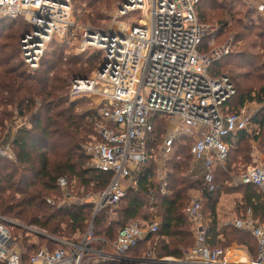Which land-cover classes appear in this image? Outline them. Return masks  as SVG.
Returning <instances> with one entry per match:
<instances>
[{
  "label": "built area",
  "instance_id": "1",
  "mask_svg": "<svg viewBox=\"0 0 264 264\" xmlns=\"http://www.w3.org/2000/svg\"><path fill=\"white\" fill-rule=\"evenodd\" d=\"M241 1L249 10H264V3L258 0ZM200 2L123 0L111 13L109 24L93 26L81 25L72 0H0V21L23 18L29 24L20 47L32 70L40 67L46 52L55 46L67 55L91 50L102 53L93 74L71 78L67 94L71 100L92 101L90 109L98 118L93 121L95 134L85 150L93 157V167L113 172L109 185L94 201L93 218L79 240L52 236L0 213V264H122L124 256L132 258L129 264H140L136 259L144 260L142 264H264V219L256 221L248 209L231 223L256 237V256L236 244L219 246L205 219L202 196H192L186 206L194 244L181 257H157L152 251L143 256L133 253L149 235L160 231L161 217L144 223L132 221L120 228L113 241L94 235L99 211L111 206V216L117 215L127 185H137L139 171L149 160L155 159L158 176L159 172L167 176H162L159 192L170 194V173L158 165V150L150 144L155 133L162 138L160 152L169 159L180 139L191 142L192 159L203 161L202 192L221 189L218 167L231 176L227 168L231 143L226 137L240 131L253 133L259 109L246 102L239 110L230 111L226 103L236 93L232 81L225 74H211L218 61L234 52L235 35L218 45L222 26L199 21ZM24 123L23 117L17 118V127ZM164 125L166 129L158 131ZM3 157L15 159L10 143H0ZM252 157L255 162L235 182L253 185L264 194V150L254 151ZM58 186L65 190L68 179L60 177ZM156 194L150 190L151 210L157 209ZM42 237L57 246H43L30 253V245H37ZM95 241L101 245L94 248Z\"/></svg>",
  "mask_w": 264,
  "mask_h": 264
},
{
  "label": "trees",
  "instance_id": "2",
  "mask_svg": "<svg viewBox=\"0 0 264 264\" xmlns=\"http://www.w3.org/2000/svg\"><path fill=\"white\" fill-rule=\"evenodd\" d=\"M72 1L74 11L78 5L87 2L86 7L90 12L86 19L96 24L103 9L115 0ZM226 2L224 4L228 8ZM221 3L219 0H201L197 9L199 21L204 24L211 21L208 10H226ZM230 16L231 21H218L222 31L217 44L225 43L234 34V50L238 51L218 61L211 74H225L232 81L236 93L226 103L230 111L239 110L246 102H257L262 107L253 120V133L240 131L226 137L231 143L227 162L229 170L233 163L240 160L247 163L254 151L264 150V16L253 9L245 13L244 19H235L234 13ZM29 28L23 18L0 21V143H10L15 154V159L0 158V213L56 236L64 235L62 224L72 232L85 233L93 218L95 203L73 204L57 209L46 199L51 196L58 199L60 196V177H66L68 181L75 178L80 186L92 187L99 193L107 188L113 178L111 171H103L92 165L86 167L91 156L86 152L84 143L91 141V136L95 134L93 121L98 114L95 110H86L90 99L71 100L67 94L71 78L88 76L91 71L97 70L102 53L94 50L92 53L67 55L63 48L55 46L46 52L40 67L32 70L24 62L20 47V40ZM18 117L25 119L20 127L16 125ZM14 128L17 129L15 134ZM160 140V134L155 133L150 144L156 147ZM190 158L191 142L175 143L167 164L171 171L170 194L167 196L158 190L156 161L149 160L139 171L137 185L129 183L117 216H111V206L99 211L94 222V235L113 241L120 228L139 216L143 215L145 221L150 220V190L154 189L157 192L154 206L163 217L161 229L149 235L140 245L153 241L161 246L158 257H181L184 247L194 244L191 224L185 214L188 199L192 190L204 187L203 180H194L189 175ZM216 174L219 184L221 177L229 176L221 167L217 168ZM240 190L243 192L245 212L251 209L253 215L260 214L263 220L264 194L253 185L241 186ZM220 192L221 189L216 192L204 189L202 192L203 203L210 206L214 218ZM230 227V233H227V228L223 230L228 243L236 238L240 245L248 246L251 251L255 249V243L248 233ZM210 231L214 243H218V237L223 232L220 233L215 220ZM156 236L159 239H154ZM186 237H190V240ZM40 241L57 246V243L44 237ZM41 243L30 245L29 252L39 249ZM138 250L135 248L133 253L140 254ZM253 252L256 256V249ZM84 264L92 263L86 261Z\"/></svg>",
  "mask_w": 264,
  "mask_h": 264
},
{
  "label": "rangeland",
  "instance_id": "3",
  "mask_svg": "<svg viewBox=\"0 0 264 264\" xmlns=\"http://www.w3.org/2000/svg\"><path fill=\"white\" fill-rule=\"evenodd\" d=\"M120 1L121 0H119V1L115 0L109 6L104 8L103 14H102L101 18L96 22V24H94L90 19H86L87 14L90 12L89 10H87V7H86L87 2L83 3L82 6L78 5V8H75V10H76L75 14L79 18L81 25L89 24V25H93V26H103V25L109 24L110 15L112 12L115 11L116 6L118 5V3ZM219 1L220 2L222 1V3H223V4L221 3L222 7H224V5H225L224 3L227 1L226 3L228 4V8L225 5L226 10L222 9V8L214 9V10H208V12L210 14V16H208V18L211 19V21L206 22L207 24H219L218 21L220 19H227L228 21H231V16H230L231 13L235 14V19L237 17L244 19L245 13H247V11H249L247 9V6L242 1H236V0L235 1H233V0H231V1L219 0ZM207 7H209V5L206 6L205 8H207ZM218 14H222V15H218ZM255 19H258V18L255 17ZM262 19L264 20V18H262ZM258 21L259 20H257V22ZM263 23H264V21H263ZM255 49L258 50V48H255ZM93 51L94 50H91L90 53H92ZM234 51H238V50L235 49ZM218 71H220V70L218 69ZM93 72L91 71L90 75L93 74ZM252 103H253L254 108L257 107L259 110L261 109V107H262L261 104H258L257 102H252ZM91 105H92V101H91V103L86 104V106H85L86 110H90ZM164 128L166 129V125H164ZM93 136H94V134L91 136V139ZM89 142L90 141H87L84 143V148L86 145H89ZM178 142L188 143V141L183 140V139H180V141H178ZM161 145H162V138L159 141V144L156 145V148L158 150L157 154L161 153L160 152L161 151ZM250 157H251V154H250ZM242 161L243 160H240L238 163H236V162L233 163V166L230 168L231 169L230 170L231 176L230 175L228 177L224 176V177H221L219 179L220 184H221V192L219 194L220 200H218V203L216 205V210H215V214H214L215 218L212 215V211L210 210V206H207L204 203V215H205V219L208 221V224H210V227H211L212 223L215 220L216 225L218 226V229L220 230V233L223 232V235L221 234L222 236H221V238H219V242L217 243L219 246L232 247L233 244H236L237 246H242L239 244V242L236 238H234L230 243H228V239L226 238V235L223 231L224 229L227 228V233H230L231 229H232L230 226H232L231 223L233 222L234 218L236 216L240 215L242 212L246 213L245 208H243L244 207L243 206L244 200H243V192H242V190H240L241 185H237L235 182V179H237V177L240 175V173L245 168H247L248 166L253 164L255 162V159L253 157H251L249 161H246L247 163H244ZM189 162H190V169H191L194 165L193 159L190 158ZM201 162L203 164L202 160H201ZM93 163H94V160H93V157H91V160L86 165V167L92 165ZM197 166H198L197 172L201 173V171L199 169V166L201 167V164L198 163ZM128 187H129V185H127V188ZM194 194L195 193H192V192L190 193L188 201L191 200V198ZM59 195L60 196L58 197V199H56L53 196L48 197L46 199L47 203L53 205L57 209L60 207H67V206H70L73 204H81V203L93 204L94 201L97 200V196H99V192H96L92 187L85 188L83 186H80L77 179H75V178L70 179L69 178V186L65 190L60 189ZM49 200H51V202H49ZM240 207H242V208H240ZM151 215H152L151 219L147 220L146 222H150L151 220H154L155 218H160V217L163 220L161 212L158 211L157 209L152 210ZM116 216L112 215V217H116ZM143 217H144L143 215L139 216V218L135 221H140V222L144 223L145 220L143 219ZM253 217L256 221L259 219H262V215H260V214H256V215L254 214ZM20 222H22V221H20ZM90 222H91V220H90ZM90 222H89V225H90ZM22 223H25V222H22ZM25 224H27V223H25ZM62 228L64 230V235L57 236V237H61V238H65V239H76V240H79L82 237L83 232H80V231L72 232V230L67 228V225H65V224H62ZM243 232L248 233L250 235L252 242L255 243V249L257 250L256 237L249 231L248 232L243 231ZM47 233L52 235V236H56V235L51 234L49 232H47ZM95 237L101 238L102 236H96L95 235ZM193 238H194V236H193ZM154 239H159V238H157V236H156ZM186 239L190 240V237H186ZM40 243H41V241H39L38 244H40ZM100 245H101V243L99 241L93 242L94 248L99 247ZM43 246L54 247L50 244V242L41 243L40 248ZM242 247L247 248L251 254H253L254 253L253 251H255V249L253 251H251V249L248 246H246V247L242 246ZM160 248H161V246L157 243H153V241H151L150 243H143L138 247V249H139L138 251L140 253V254H138V256H143L148 251H152V253H154L158 257L160 254ZM184 248L185 249H183V251L188 249L189 247H184ZM174 258H176V257H174Z\"/></svg>",
  "mask_w": 264,
  "mask_h": 264
},
{
  "label": "crops",
  "instance_id": "4",
  "mask_svg": "<svg viewBox=\"0 0 264 264\" xmlns=\"http://www.w3.org/2000/svg\"><path fill=\"white\" fill-rule=\"evenodd\" d=\"M258 1H259V3H264V0H258ZM255 11H256V13H257L258 15L260 14V15L264 16V10H259V9H258V10H255ZM163 128H164V127L159 126V127H158V131L163 132V131H164ZM16 130H17V129H15V128L13 129V133H14V134H15ZM158 131H157V132H158ZM157 157H159V160H157V161H158V165H159V166H162L163 170H165V172H166L167 174L170 173V175H171V172H170V170H169L168 167H167L169 157H166L163 153L157 154ZM193 162H194V165H193V167L189 170V175H190V177H191L192 179H194V180H198V179H201V180H202V177H203V171H204L203 164H202L201 161L194 160V159H193ZM198 163L201 164V167L199 166V169H200L201 173L197 172V168H198L197 164H198ZM162 176H166V174H165V175H162V174L159 172V176H158V178H156V181H157L158 183L161 182V181H164V180H161V179H162ZM168 177H169V176H168ZM166 178H167V176H166ZM192 193H195V194H194L195 196H203V193H202L201 189H194V190H192ZM194 195H193V196H194ZM166 257H169V256H166ZM173 258H174V257H173Z\"/></svg>",
  "mask_w": 264,
  "mask_h": 264
},
{
  "label": "water",
  "instance_id": "5",
  "mask_svg": "<svg viewBox=\"0 0 264 264\" xmlns=\"http://www.w3.org/2000/svg\"><path fill=\"white\" fill-rule=\"evenodd\" d=\"M103 66V65H102ZM102 66L100 67L102 69ZM132 260L131 257H128V256H124L123 257V263L122 264H129L130 261ZM136 261H138L140 264H142L143 262H145L144 260L142 259H136ZM120 264V263H119Z\"/></svg>",
  "mask_w": 264,
  "mask_h": 264
}]
</instances>
